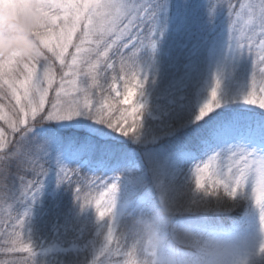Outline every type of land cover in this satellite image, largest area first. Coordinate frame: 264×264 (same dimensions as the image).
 I'll return each instance as SVG.
<instances>
[{
  "label": "rangeland",
  "instance_id": "1",
  "mask_svg": "<svg viewBox=\"0 0 264 264\" xmlns=\"http://www.w3.org/2000/svg\"><path fill=\"white\" fill-rule=\"evenodd\" d=\"M227 1L179 0L172 7L171 0L159 6L150 0H138L139 5L132 0H0V60H7L0 72V148L23 129L85 130L103 141L119 138L122 127L113 133L98 129L93 98L86 94L108 73L117 79L113 98L128 109L139 92L161 80L155 105L145 112L153 124L168 120L185 101L197 114L194 120L221 111L264 117V0H242L234 20L232 9H224ZM12 30L28 36L20 42L2 38ZM50 95L53 104L46 113ZM42 117L52 127H32ZM86 156L79 154V173L68 178L75 183L67 191L70 207H60L50 225L54 238L48 246L41 244L49 264L78 249L90 251L89 264L264 262L263 139L242 134L227 139L180 179L182 188L192 185L194 197L222 187L234 201L245 199L254 207L241 233L208 232L197 242L198 231L191 232L197 252L187 258L170 253L163 245L164 230L144 209L137 211L121 198L116 171H86ZM144 156L156 178L159 157L153 150ZM139 157L115 158L112 167L138 172ZM168 225L179 230L170 220Z\"/></svg>",
  "mask_w": 264,
  "mask_h": 264
},
{
  "label": "trees",
  "instance_id": "2",
  "mask_svg": "<svg viewBox=\"0 0 264 264\" xmlns=\"http://www.w3.org/2000/svg\"><path fill=\"white\" fill-rule=\"evenodd\" d=\"M132 1L139 5L138 0ZM152 1L158 6L165 2ZM176 1L179 0H171L172 7ZM241 2L228 0L224 4L225 11L232 9L230 20L237 18L236 9ZM27 36V33L12 30L5 32L2 38L13 40L17 37L19 40L15 42H20ZM6 61L4 58L0 60V72ZM67 65L68 59L65 68ZM61 75L62 71L56 69L58 80L62 79ZM116 80L113 73L98 77L97 86L86 94L93 98L91 115L97 118L98 129L113 133L122 127L119 138L103 141L85 130L48 129L40 133L23 129L1 146L0 264H49L42 254L44 247L41 244L44 242L48 246L50 239L54 238L50 225L56 220L60 207L71 205L67 204V191L70 193L75 183L68 178L73 176L75 179L79 173V154H87L86 171L99 168H102L100 172L116 171L121 198L137 211L144 209L143 214L164 230L163 245L177 258L196 254L197 248L189 236L191 232L198 231L200 237L196 240L200 242L208 232L241 233L249 225L254 207L248 200L234 201L222 187L194 197L192 185L182 188L180 179L192 163L205 161L227 139L242 134L243 137L264 140V117L261 114L221 111L194 120L197 114L185 101L168 120L153 124L146 119L145 112L154 107L161 92V80L152 89L139 92L130 109L122 106L111 94ZM52 98L50 95L46 113L53 104ZM42 119L34 121L32 127H52ZM166 133H171V136ZM157 136L161 137L155 143L150 142ZM149 150L159 157L156 178L144 156ZM132 153L140 156V171L127 172L124 167L113 169L115 158L122 160ZM53 201L56 206L52 205ZM161 201H165L168 207L164 208ZM186 206L191 208V212H184ZM169 220L179 225L178 231H171V224L164 226ZM83 242L80 240L79 245ZM67 243L65 248L72 244ZM117 246L112 243L111 249L115 251ZM89 252L86 249L68 250L58 256L57 264H89Z\"/></svg>",
  "mask_w": 264,
  "mask_h": 264
}]
</instances>
